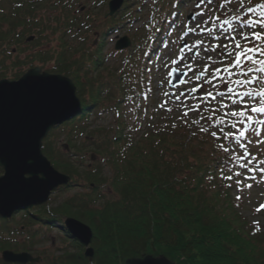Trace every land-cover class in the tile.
<instances>
[{"label": "trees", "instance_id": "obj_1", "mask_svg": "<svg viewBox=\"0 0 264 264\" xmlns=\"http://www.w3.org/2000/svg\"><path fill=\"white\" fill-rule=\"evenodd\" d=\"M89 1L0 0V78H19L38 66L71 79L81 110L49 131L42 152L71 178L57 190L78 182L87 189L55 205L48 206V201L24 208L16 213L19 222H15L16 214L9 219L0 217V254L10 250L41 258L38 263H18L0 257V264H126L129 258L146 255L173 264H264V233L258 223H249L239 214L242 198L232 194L235 177L240 174L236 155L232 153L227 167L218 166L224 160L219 145L229 147L234 140L223 139L219 131L220 138L200 131L202 127L228 130L229 124L206 123L201 117L208 116V110L193 117L161 113L135 138L124 118L126 105L135 113L143 108L151 91L145 64L158 50L183 0H128L135 5L134 15L104 17L95 45L89 41L96 28L91 11H80V2ZM104 2L91 3L100 7ZM141 7L145 16L129 36L132 45L113 51L117 59L110 63V55L101 52L104 35L140 18L137 12ZM29 33L36 37L52 34L56 42L34 48L23 58L15 56L7 68L2 56L10 45L22 53L20 45ZM104 111L113 113L114 125L89 128L88 116L97 118ZM224 111L221 109L220 115ZM56 128L66 129L64 150L51 139ZM88 152L90 159H96L82 168L78 157ZM105 184L112 197L101 194ZM68 216L92 230V260L65 229ZM48 231L62 238L56 251L46 252L39 246L48 240Z\"/></svg>", "mask_w": 264, "mask_h": 264}, {"label": "rangeland", "instance_id": "obj_2", "mask_svg": "<svg viewBox=\"0 0 264 264\" xmlns=\"http://www.w3.org/2000/svg\"><path fill=\"white\" fill-rule=\"evenodd\" d=\"M92 1L93 0L87 3L80 2V4L83 5L80 11H83L84 9H89L91 11L92 17L94 18L93 25H95L96 28L89 41L95 45L98 41L99 31L101 30L100 28L104 24L103 19L105 13H107V4L109 0H105L104 5L100 7L96 6L97 4L95 5V3H91ZM149 1L150 0H147L146 3ZM258 2H260V0H252L253 4ZM129 3L130 1L123 0L122 6L115 12V14L122 13L133 16L134 13H132V11L135 10V5ZM235 4L236 0H232V3L230 4L225 3V0L182 1L179 7V12L175 14L174 21L166 29L158 50L153 53L150 61L145 64L146 71L151 76V91L143 100V108L135 113L133 107L130 105L125 106L124 118L128 123L127 125L132 128L133 136L135 138H137L142 131L147 129L151 124L155 123L161 113H166L167 116H178L183 114L185 111H188L189 106H195L197 103L201 102V97H203L204 92L211 90L207 84H204V92L199 91V89L196 93L190 91L191 87H199L201 84V81L196 80L195 76L192 75L193 72L199 74L201 71L199 64L196 62L198 59L197 53L203 55L201 46L197 45L196 38L199 37L201 39L203 47H208L209 41L211 40V37L208 35V30L211 29L213 32L217 30L216 25L218 22L215 17L221 16L222 14L234 16L236 13L233 11V5ZM237 10L242 11L241 9ZM143 12L144 7H141L137 12L141 15L140 18L135 21L124 22L104 35L101 52L110 55L108 57L110 63L117 59V53L113 52L116 51L114 49L115 41L122 36L129 37L134 32L141 21L144 20L142 17L144 15ZM259 12L260 9L257 8L253 13H248V15L253 19H256L259 16ZM116 17L119 18V16ZM233 22L235 23V21ZM27 37L33 38L32 40L27 41ZM24 39L25 42L20 45L23 48L22 53H16L14 46L10 45L7 51L9 54L7 55L6 52L5 56H2L1 59L7 68L11 67L12 63L15 61V56L23 58L24 55L28 54L34 48H47L56 42L55 36L52 34L36 37L34 33H29ZM95 41L96 43H94ZM186 41L187 43H185ZM211 42L213 44L216 43L215 40H212ZM131 45L132 43L130 42V45L125 49H128ZM124 52L125 51H123L122 54H124ZM173 53H175V55H173ZM173 60H175V63H173ZM171 68L185 72L183 83L181 82L180 85L174 88L169 86V71ZM22 69H25V66ZM207 75L208 74L205 73V77H207ZM5 79L16 80L17 78ZM178 96L179 99H177ZM212 105L214 106L215 102H212ZM208 108L209 104H202V110L204 112H206ZM252 115L256 119H264V116L255 113ZM95 116H88V127L91 129L98 127L108 129L114 125L115 117L111 111H104L98 115L97 118H95ZM193 116H195L193 112L188 111L187 117ZM60 125H62V123ZM255 127L260 130L262 134L258 137L253 135L250 142L246 137L243 142L248 145L247 149H238L236 141H233L229 145V148L232 149V153L235 154L236 157L240 156L241 153L245 151L249 153L248 155H244L242 159L237 158L241 161V172L240 175L235 177V185L232 194L234 196L238 194L242 198V206L237 209L239 214H241L249 223H258L261 227V232L264 233V207H261L264 205V125L257 124ZM249 128V133H251L252 126H249ZM53 133L54 136H51L52 141L56 143L57 148L64 150L63 146L66 142V129L56 128ZM78 159L80 167L83 168L85 165H91L96 158L90 159V153L88 152L82 155V157H78ZM103 171L105 175H108L107 166H104ZM237 179L240 180V184L236 183ZM245 185H251V187H246ZM86 190L87 189L84 188L82 182H78V184L69 188L55 190L49 196L48 206L58 204L76 193L79 194L81 192H86ZM100 191L104 198L113 196V193L106 184L101 187ZM99 202L100 201L94 202L92 205L95 204L96 206ZM257 209H259V211ZM18 212L19 211L17 210L15 214H18ZM17 214L15 215V222L20 221V219L17 218ZM48 234V240L39 246L46 252L56 251L55 247L62 246V238H60L59 233L54 231H48Z\"/></svg>", "mask_w": 264, "mask_h": 264}, {"label": "water", "instance_id": "obj_3", "mask_svg": "<svg viewBox=\"0 0 264 264\" xmlns=\"http://www.w3.org/2000/svg\"><path fill=\"white\" fill-rule=\"evenodd\" d=\"M122 4L123 0H109L105 16H112ZM32 38L27 37L26 40ZM129 45V38L122 36L115 41L114 49L121 50ZM184 75V71L171 69L169 86L174 88L179 85ZM42 77L46 79L42 80ZM53 85L63 102L37 115L25 117L20 102L39 88ZM0 93L4 97V107L0 110V217L10 218L17 210L47 202L55 189L69 183L70 176L57 170L42 153V140L50 129L79 113L81 101L76 96L75 85L70 78L42 71L39 67L28 69L16 80L0 79ZM64 226L68 234L84 246L85 257L92 260L90 227L69 216L64 219ZM1 259L18 263H38L41 260L39 256L28 252L10 250L2 251ZM126 264L173 263L162 257L146 255L129 258Z\"/></svg>", "mask_w": 264, "mask_h": 264}, {"label": "snow or ice", "instance_id": "obj_4", "mask_svg": "<svg viewBox=\"0 0 264 264\" xmlns=\"http://www.w3.org/2000/svg\"><path fill=\"white\" fill-rule=\"evenodd\" d=\"M225 3L230 4L232 0H225ZM257 8L260 9L259 16L253 19L248 13H253ZM233 11L236 13L234 16L222 14L215 17L218 22L217 30L215 32L211 29L208 30V35L211 37L208 47H203L201 39L196 38L197 45L201 46L203 55L197 53L196 62L201 71L199 74L193 72L192 75L196 80L201 81L199 91L204 92V84H207L211 90L204 92L201 102L195 106H189L188 111L199 116L200 111L198 110H202V104H209L208 112L210 114L206 117L202 116L201 119L206 123L211 122L212 125L229 124V129L219 128L209 131V128L202 127L200 131L209 133L213 138H220L218 137L219 131L223 139L235 140L238 149H247L248 145L243 142L245 138L247 137L251 141L253 135L260 136L262 133L255 125H264V119H256L252 115L255 113L264 116V0L255 4L252 3V0H236ZM212 40H215L216 43L213 44ZM205 73L208 74L207 77H205ZM41 79L46 78L42 77ZM10 87H19V85ZM190 91L196 93L198 89L193 86ZM61 102H63V98L53 85L39 88L20 104L25 117H28L37 115L42 110L53 108ZM212 102H215L214 106ZM3 107L4 97L0 93V110ZM221 109L226 110L223 115H220ZM188 111L183 113L185 117L188 115ZM192 123H199V121L193 120ZM245 125L252 126L251 133ZM232 129L236 130L235 133ZM219 150L223 154L224 160L218 166L223 169L227 167L232 149L221 144ZM248 154L245 151L237 158L242 159L244 155ZM225 178L233 179L231 175H226ZM24 183H28V181H24ZM236 183L240 184V180L237 179ZM245 186L251 187V185ZM239 198L237 197V199ZM257 210L259 211V209Z\"/></svg>", "mask_w": 264, "mask_h": 264}, {"label": "bare ground", "instance_id": "obj_5", "mask_svg": "<svg viewBox=\"0 0 264 264\" xmlns=\"http://www.w3.org/2000/svg\"><path fill=\"white\" fill-rule=\"evenodd\" d=\"M85 249V248H84Z\"/></svg>", "mask_w": 264, "mask_h": 264}]
</instances>
